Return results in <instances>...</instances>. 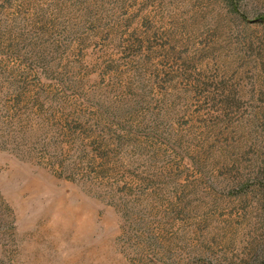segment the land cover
I'll use <instances>...</instances> for the list:
<instances>
[{
	"label": "rangeland",
	"instance_id": "rangeland-1",
	"mask_svg": "<svg viewBox=\"0 0 264 264\" xmlns=\"http://www.w3.org/2000/svg\"><path fill=\"white\" fill-rule=\"evenodd\" d=\"M0 264H264V0H0Z\"/></svg>",
	"mask_w": 264,
	"mask_h": 264
}]
</instances>
